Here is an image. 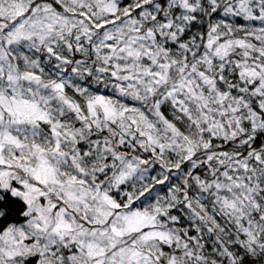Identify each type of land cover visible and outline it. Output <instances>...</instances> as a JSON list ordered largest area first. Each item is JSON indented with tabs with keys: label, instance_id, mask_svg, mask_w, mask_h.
<instances>
[{
	"label": "snow or ice",
	"instance_id": "1",
	"mask_svg": "<svg viewBox=\"0 0 264 264\" xmlns=\"http://www.w3.org/2000/svg\"><path fill=\"white\" fill-rule=\"evenodd\" d=\"M0 264H264V0H0Z\"/></svg>",
	"mask_w": 264,
	"mask_h": 264
}]
</instances>
